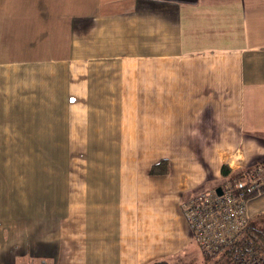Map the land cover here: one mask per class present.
<instances>
[{
    "label": "crops",
    "instance_id": "crops-1",
    "mask_svg": "<svg viewBox=\"0 0 264 264\" xmlns=\"http://www.w3.org/2000/svg\"><path fill=\"white\" fill-rule=\"evenodd\" d=\"M52 97L62 98L57 121L67 149L71 133L80 140L113 117L115 141L149 149L151 162L131 182L120 177L122 204L111 208V197L85 191L59 226L38 214L41 206L31 204L22 220L15 200L5 210L0 199V220L26 223L8 236L0 229V264L179 259L196 242L183 203L213 188L224 165L237 171L264 161V0H0V118L17 116L0 132L18 136H3L0 147L16 148L7 164L27 160L28 187L47 143L23 119L52 117ZM162 159L169 172L151 173ZM247 210L264 213V192Z\"/></svg>",
    "mask_w": 264,
    "mask_h": 264
},
{
    "label": "rangeland",
    "instance_id": "rangeland-1",
    "mask_svg": "<svg viewBox=\"0 0 264 264\" xmlns=\"http://www.w3.org/2000/svg\"><path fill=\"white\" fill-rule=\"evenodd\" d=\"M52 99L54 100V104L51 105L50 112L53 118L50 116L42 117L44 120L49 121L47 124L41 117L36 122L33 119H23L26 122L39 125V128L34 133L39 136L38 142L44 141L47 143V146L37 148L39 161L37 181H31L30 187L24 185L27 181L29 183V180H27L29 176L27 172L29 163L26 162V159H23L21 168L18 164H7L8 159L14 155L16 148L14 146L10 148L0 147V199L5 200V210L9 207L10 201L12 199L15 200L22 211L20 212L22 220L29 219V215L32 214V211H30L31 204H33L34 208L41 206L38 214L42 212L49 215V219L54 222V225L59 226L57 222L59 221L61 224L63 210L71 206L76 212V205L78 203H85V191H89L95 195L96 200L99 198L103 200L107 198L108 200L111 197L109 198L112 199L111 208L122 204L124 202L126 187H124V180L121 181L120 177L125 176L130 182L132 179L135 180V176L137 174L142 175L144 173V167L150 165L151 160H149V157H152V155H148L149 149L140 146L122 148L121 144L114 139L117 135H111L113 133L109 132L113 117L109 119L106 116L103 119H109V121L104 123L110 124L109 127L105 126L103 130L97 126L89 127L90 130L87 131V134L81 131L80 140L77 138V132L71 133V141H69L71 146L67 149L65 146V136L68 139L69 134L64 131L65 126L57 121L63 118L61 116L63 112L62 98L59 101L56 97H52ZM55 101L57 102L56 104ZM74 103L76 104V102ZM98 104V107L104 111L101 103ZM8 105H10L11 112L13 113L12 104H7V107ZM132 107L130 102L126 108V112L128 108L131 111ZM73 109L76 110V106ZM17 113H19L18 110ZM15 117L13 115H7L6 117L0 118V129H8V124H16ZM131 117V115L129 117L125 115V121L129 123V118ZM44 127H46L45 131L43 130ZM83 134L89 136V140L86 137L85 141H83ZM3 136L10 143H13L14 138H18L14 131L0 132V141ZM47 136L48 141H46V138L42 139V137ZM93 137H95V141H91ZM51 140L53 141V148L50 147ZM85 143L92 145V148H87ZM112 145H117L118 147H110ZM22 155H25L23 151ZM143 158H146V161ZM254 160H257V158ZM260 160H264V158ZM17 172L20 176L19 183H15L18 177ZM222 181V177L221 179L215 180L213 182V188L219 186ZM34 184H36L38 194L32 187ZM25 186H27L26 189ZM19 187L23 189L20 190L18 189ZM194 192L197 195L202 191ZM129 200L130 198L125 201L129 203ZM73 218L77 219L76 216ZM258 218V227L262 231L260 240L264 244V215L258 216ZM4 219V221L0 220V229L4 232L6 231V236L11 231L20 230L19 224H22V226L26 225L25 222L18 224L9 218L6 220V217H4ZM178 256L179 259H177L178 257L168 259L170 264H216V261L219 259L217 257L208 258L196 242H193Z\"/></svg>",
    "mask_w": 264,
    "mask_h": 264
},
{
    "label": "built area",
    "instance_id": "built-area-1",
    "mask_svg": "<svg viewBox=\"0 0 264 264\" xmlns=\"http://www.w3.org/2000/svg\"><path fill=\"white\" fill-rule=\"evenodd\" d=\"M243 173L242 184L251 183L256 189L264 184V164L257 166L256 163L245 167ZM222 179L219 185L222 188L221 195L217 192L219 186L201 190V193L182 205L194 240L209 254L217 253L234 242L251 217L248 214L247 202L241 196H235V189L241 182L232 185L229 178Z\"/></svg>",
    "mask_w": 264,
    "mask_h": 264
},
{
    "label": "trees",
    "instance_id": "trees-1",
    "mask_svg": "<svg viewBox=\"0 0 264 264\" xmlns=\"http://www.w3.org/2000/svg\"><path fill=\"white\" fill-rule=\"evenodd\" d=\"M264 164L263 162H258V165ZM169 160L162 159L158 162L152 169L153 174H166L169 172ZM250 167V166H247ZM245 167L233 171L227 166L222 167L223 178H229L232 185L240 183V186L235 189V196L242 197L247 204L248 202L262 194L264 192V184L259 187L254 188L251 183L242 184L244 178ZM264 213H259L257 217H250L243 231L236 237L234 242L226 245L220 249L217 253L209 254L205 253L208 258L217 257L216 264H264V244L261 242V228L258 227L257 219L258 216H263ZM150 264H170L168 259H159L151 262Z\"/></svg>",
    "mask_w": 264,
    "mask_h": 264
},
{
    "label": "water",
    "instance_id": "water-1",
    "mask_svg": "<svg viewBox=\"0 0 264 264\" xmlns=\"http://www.w3.org/2000/svg\"><path fill=\"white\" fill-rule=\"evenodd\" d=\"M217 192H218V194H222V188L219 186L218 188H217Z\"/></svg>",
    "mask_w": 264,
    "mask_h": 264
}]
</instances>
